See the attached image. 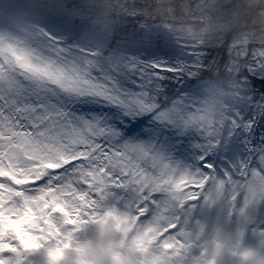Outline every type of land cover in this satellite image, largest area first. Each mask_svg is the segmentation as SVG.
<instances>
[{"label":"snow or ice","instance_id":"1","mask_svg":"<svg viewBox=\"0 0 264 264\" xmlns=\"http://www.w3.org/2000/svg\"><path fill=\"white\" fill-rule=\"evenodd\" d=\"M72 7L66 5L64 16L46 24L47 34L41 41L56 52L57 60L63 65L56 69L59 78L53 77L47 62L34 66V70L48 75L60 87L33 86L27 78H22L23 72L13 73L12 62L0 60V125L27 135L26 141L15 138L7 143L0 141V191L5 196L19 198L18 194L31 185L24 183L25 180L39 181L40 172H22L21 169L46 165L50 169L46 176L66 180L62 188L69 192L75 183L77 192L92 195L101 187L99 182L93 181L95 178L102 180L105 187L133 191L136 195L132 210L136 216H143L151 207L155 208V213L170 210L171 219L161 228L165 234L178 224L183 226L184 220L180 219L177 209L186 208L197 197L205 200L217 189H224L234 201L240 193H246L245 203L253 188H264V151L257 160L236 162L231 172L218 176L214 171L207 173L176 163L151 143L121 142V133L115 128H100L77 116L72 110L74 105L90 99L102 100L118 107L125 116L135 118L149 114L156 121L180 131L198 132L206 141L200 146L201 150L208 153L219 146L226 133L251 136L257 119L264 120V99L256 101L247 96L248 103L244 106L253 105L248 116L238 109L230 110L223 122L211 129L189 130L186 119L173 114L174 108L186 106L187 96L169 97L162 103L160 97L167 94L161 85L169 78L178 77L186 80L180 91L192 92L204 68V48L197 47L195 42L189 44L173 39L158 30H143L142 26L133 39L123 43L114 40L108 53L96 49L81 51L79 45L73 44L80 29L71 20ZM225 46L229 47L227 42ZM237 51L243 57L240 63L244 68L264 76V48ZM142 52L147 55L140 56ZM161 54L172 59H160ZM61 79L68 83H60ZM242 86H245L243 81ZM135 130L133 126L125 131L130 135ZM251 156H257L255 149ZM200 168H204L203 163ZM69 170L73 179L58 175L60 171L68 173ZM236 176L242 180H237ZM208 185L210 187H206ZM181 227L176 228L177 234ZM171 236L169 233L164 238ZM17 250L9 245L0 251V264ZM56 255L58 251L50 253L53 258ZM7 264H13L12 260Z\"/></svg>","mask_w":264,"mask_h":264},{"label":"rangeland","instance_id":"2","mask_svg":"<svg viewBox=\"0 0 264 264\" xmlns=\"http://www.w3.org/2000/svg\"><path fill=\"white\" fill-rule=\"evenodd\" d=\"M0 1V60L12 62L13 73L23 72L22 78H27L33 86L60 87L48 75L34 70V66L47 62L53 77L59 78L56 69L63 65L57 60L56 52L46 48L41 41L47 34L48 22L44 18L55 21L65 14L55 5H42L37 0H19L21 6L37 8L36 13L12 14L11 5L15 0ZM72 22L80 29L73 44L79 45L81 51H110L108 36L103 37L95 24ZM159 58L172 59L162 54ZM73 64L79 67L76 61ZM60 83L68 82L61 79ZM174 86H178L175 94L181 93V84ZM183 93L187 97L196 95L198 101L201 98L194 89ZM160 100L166 102L168 96H162ZM199 105L196 113L186 112L182 116L189 130L211 129L221 124L230 111L226 107L211 111L207 101L199 102ZM194 108L196 110V105ZM183 109H188L187 104ZM72 110L100 128H115L121 133V142L151 143L176 163L207 173L214 171L218 176L231 172L236 162L257 160L259 145L264 144V140L254 141V148L241 152L238 150L240 139L246 136L239 132L230 136L226 133L214 151L204 153L200 146L206 141L198 132L180 131L156 121L149 114L128 117L118 107L96 99L74 105ZM178 111L173 110V114L179 116ZM256 123L258 125V121ZM133 126L136 130L130 135L126 133L125 130ZM14 138L26 141L27 135L0 125V141L7 143ZM231 146L234 149H229ZM253 149L257 156H251ZM202 163L203 169L200 168ZM21 171H38L41 175L37 176L39 181L34 182L30 178L24 181L31 185L24 193L18 194L19 198L5 196L0 191V251L9 245L18 249L5 259L4 264L9 259L13 264H61L63 250L69 247L74 235L93 227L97 242L88 245L86 250L78 249L83 257L79 264H264V202H261L264 200V188H253L245 203L246 193H240L234 201L224 189H217L205 200L197 197L186 208L177 209L180 219L184 220L182 227L176 226L181 227L180 232L177 234L176 228H170L164 234L161 228L171 219V211L155 213V208L151 207L143 216H136L132 210L136 194L131 190L111 189L105 187L102 180L93 178L101 187L92 195L77 192L75 183L69 192L62 188L66 180L46 176L50 171L46 165ZM58 175L73 179L71 170L68 173L60 171ZM235 178L242 180L239 176ZM77 190L80 191L79 188ZM169 233L172 236L165 239ZM57 251L55 258L50 256Z\"/></svg>","mask_w":264,"mask_h":264},{"label":"trees","instance_id":"3","mask_svg":"<svg viewBox=\"0 0 264 264\" xmlns=\"http://www.w3.org/2000/svg\"><path fill=\"white\" fill-rule=\"evenodd\" d=\"M37 1L42 5H55L63 14L65 6L72 5L71 20L76 24H95L103 37L108 36L109 47L114 40L123 43L133 39L142 26L143 30H158L173 39L189 44L195 42L197 47H203L204 68L196 78L198 82L194 87V92L201 98L198 101L196 95L187 97L185 103L192 111L174 108L179 110L177 113L181 117L186 112L196 113L200 109L199 102L203 101L210 104L211 111L226 107L231 111L238 109L248 116L253 111V105L244 106L248 103L247 96L256 101L264 99V76L244 68L240 63L243 57L237 51L264 48V0ZM225 42L229 47L225 46ZM144 55L146 53H140V56ZM185 83L186 80L178 77L169 78L161 87L167 94L165 96L179 99L187 95L183 92L174 95L175 87H178L174 84H181V88H184ZM257 121L258 125H254H257V129L251 136L240 139L238 150L241 152L249 147L254 148V141L264 140V120ZM139 132L135 134L139 135ZM263 149L264 144H260L258 152Z\"/></svg>","mask_w":264,"mask_h":264},{"label":"clouds","instance_id":"4","mask_svg":"<svg viewBox=\"0 0 264 264\" xmlns=\"http://www.w3.org/2000/svg\"><path fill=\"white\" fill-rule=\"evenodd\" d=\"M97 242V234L95 228L82 233H76L68 248L63 250L61 264H79L83 258L78 249H85L88 245H95Z\"/></svg>","mask_w":264,"mask_h":264},{"label":"bare ground","instance_id":"5","mask_svg":"<svg viewBox=\"0 0 264 264\" xmlns=\"http://www.w3.org/2000/svg\"><path fill=\"white\" fill-rule=\"evenodd\" d=\"M1 1H0V7H2V5H1ZM19 4H21V2H19V0H15L14 1V5H11L12 7H11V10H12V14H15V13H36L37 11L35 10V9H37V8H30V7H26V6H21V5H19ZM23 10V11H22ZM44 20L45 21H47V22H50V21H52L50 18H44Z\"/></svg>","mask_w":264,"mask_h":264}]
</instances>
